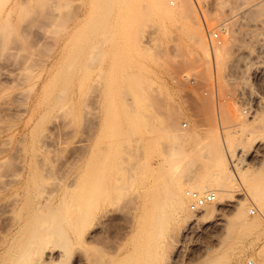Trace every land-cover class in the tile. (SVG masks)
Instances as JSON below:
<instances>
[{
  "label": "rangeland",
  "instance_id": "374dc122",
  "mask_svg": "<svg viewBox=\"0 0 264 264\" xmlns=\"http://www.w3.org/2000/svg\"><path fill=\"white\" fill-rule=\"evenodd\" d=\"M263 20L264 0H0V245L35 207L77 210L95 191L97 211L109 213L93 230L97 252L133 245L153 229L161 242L155 264H203L231 248L229 264H264L256 180L230 183L228 196L248 200L247 209L227 201L211 214L194 211L199 220L168 209L157 228L137 222L154 202L141 170L147 162L174 174L176 143L174 151L188 153L175 163L186 183L216 171L221 126L235 117L264 125ZM216 32L223 42L212 48ZM247 89L263 95L251 116L240 102ZM259 126L249 154L239 149L246 142L232 143L240 169L263 165ZM242 218L257 226L236 245L228 230L233 223L240 231Z\"/></svg>",
  "mask_w": 264,
  "mask_h": 264
},
{
  "label": "bare ground",
  "instance_id": "6f19581e",
  "mask_svg": "<svg viewBox=\"0 0 264 264\" xmlns=\"http://www.w3.org/2000/svg\"><path fill=\"white\" fill-rule=\"evenodd\" d=\"M192 3L194 4L193 1ZM260 10L261 9H259V11ZM263 21H260V22H263ZM224 29H225V26H224ZM225 31L227 32L228 28H226ZM230 31L231 30L227 32L228 34L227 36H232ZM199 32H200V36L203 41V44L205 45L203 47L204 48L203 51H205V54H207V56L210 59V51L207 45L206 30L202 26ZM215 42L216 41L212 38V36H210V45L212 48L215 47V44L217 43ZM221 48L217 49L214 53H212L213 57L215 59L217 58V60L221 56V52H222ZM223 48H225L224 45H223ZM244 94H245L244 92L241 93L240 102L242 106L244 107V113L251 116L253 113H255L256 109L259 106H261V104L263 103V95L261 94V92L256 91L255 96H257V100H256L257 104H256L255 110L252 109L251 107L247 111H245L247 108L246 105H249V102L247 103L245 102L246 97L244 96ZM249 94L253 95L252 90L249 92ZM256 125L258 128L259 126L258 124L254 125L253 122L250 123L246 119L235 117L234 122H232V124L228 126L226 129L224 128V126L223 127L221 126L220 129L218 130L219 136H220L219 141L221 139V142H222L220 143L222 144L221 149L220 148L212 149V150L216 149L215 150L216 155L214 154L215 156L214 157L212 156V160H214L215 163L214 162L212 163L215 164V167L217 169L215 172H213V174L210 171H207L209 172V174H207V172L204 170L202 172L204 174L201 175V178L199 174L198 175L192 174V176H199L198 177L199 179L197 177L196 178L193 177L194 182L191 179L192 176L189 175V173L192 172L191 170L190 172H188V175L191 176L190 181L188 180L189 182H186V183L183 180H182L183 182H181L179 180L180 178L175 173L177 170L175 163H177L179 167L178 162H180V165H181L182 161L185 158L187 159L186 154H188V153H185L184 155V152L186 151L185 149L180 148V146L178 147L177 150L174 151L173 148L176 143L172 145L173 148L171 150L173 151H170L172 153V159H171V155L170 157H168L171 159V161L173 160L172 165L170 163L169 164L171 165V167L172 166L174 167V172L172 171L174 174H172L170 170H166L164 172V169H162L163 171L162 170L158 171L159 168L154 163L147 162L146 165L142 166L141 170L145 178H147L146 183L148 184V187H149L148 190L151 191L150 193L153 194V196L151 197H153L152 199L154 200V202L153 204L151 203L150 211L148 212L145 211L144 213L142 212L141 215L139 214L138 216L139 218L137 222L140 225L147 223V222H151V224L154 223V225L157 228L158 223L161 225L162 220L167 218L168 214L166 212L168 211L166 210L168 209H173V211L174 212L177 211L178 214H184V215L186 214L190 216L193 215L194 216L193 218L195 220H199V216L197 215V213H195L194 211L190 209L188 198L186 196L187 189L196 190V191H199L200 193H204L209 190H215L217 192L216 201L202 208V210H204L203 212L204 214H207V213L211 214V212L219 211L217 204L227 202V201L230 202V203L228 202L230 206L235 207V206L240 205L241 208L247 209L248 208L247 206L249 204L248 200L241 201V200L233 199L228 196V194L232 190L231 186H233V185H230V183H233V180H237V179L240 181L247 180V182L249 180L251 181L256 180V182L254 183H256L257 189L255 190L257 192V195L255 196L256 198L253 197V199L254 198L256 199V200L254 199L255 201L253 202L254 203L256 202L255 203L256 205L258 203L259 210H262L264 212V160L262 163L263 165H261L262 167L260 166V169H257L255 167H254L255 169L254 168L252 169L253 166L252 165H251L252 167L248 166L249 164L247 165V167L244 166L246 167L245 169H240L241 167H239V165L241 164L243 165V161L238 160V157L240 158V156H237L238 154L237 153L238 148H236L237 146L235 148L232 146V143H235V141L244 142V143L246 142V144L242 143L244 146L240 145L241 147L239 149L242 150V154H244V152H246L248 148L252 149L251 147L255 145L256 139L258 137L257 134H259V133H256L255 131V130H258L254 127ZM261 127L264 128V125ZM157 138L155 137V139ZM177 143H179V141ZM175 148H177V145ZM204 149H205V146H204ZM204 151L206 152V150ZM204 151L202 152L198 151L199 152L198 155L201 154L203 158L205 157L204 159L202 157L201 158L203 159V161L206 162L207 155L205 153L203 155ZM170 152H167V153H170ZM243 158H246V157H243ZM236 161H238L239 163L241 161L242 163L238 165L236 164ZM191 162L189 161V163ZM247 163L249 162L247 161ZM178 171L181 172L182 169H179ZM159 172H161V174H159ZM178 175L182 176L181 174H178ZM195 179L197 181H195ZM173 180H175V182H173ZM164 183L168 185V186L166 185V188H164L165 186H163ZM258 191L262 193L259 194ZM94 192L95 191H87L85 195L83 194L84 196H82L81 198L82 201L79 204L80 207L77 206L78 207L77 210L61 211L59 210L60 209L59 207L58 209L57 207L55 208V206L52 207L49 205L50 209H47V210H44L39 207H35L31 211H29L24 216L22 222L17 226L15 231L12 232L14 234L13 235L10 234V236L12 235V237L9 238L8 240L6 239L7 241L5 240L6 242H3L0 245V264H63V262H65L67 259H70V261L72 260L71 264H155L153 261L151 262L150 259L152 256H154L152 257L153 259L157 257L161 242L158 243L160 236L157 237L158 235H156V232L155 233L153 232L154 231L153 229H151L152 231H150V233L146 236L142 235L143 232L141 233V236L138 235V238H136V241H134L133 245H128V244L124 245L120 243L122 245L115 248L114 250L116 251L113 253L103 252V251L98 250V248L97 250L99 252L96 251V248L94 247L95 244L94 245L92 244L95 241V239H93L95 238L94 235H96V233L93 232V230L98 225H100L102 221L108 218L109 213H106V212L100 213L97 211L96 206H98L99 196L96 194V192L95 193ZM255 220L253 221L255 222ZM243 221L245 220L243 219ZM254 222L252 223L248 222L247 224H245L246 223L245 221L244 222L245 225L243 226V228L242 229L239 228L240 231H237L238 229L236 230L234 228L233 223L231 224L232 225L231 229H229V227L231 226L229 224V227H228L229 234L228 235H230L232 239L235 238L234 244L236 245L239 244L238 243L239 239L243 240L244 235H247V234L250 235L252 228L257 226V224H255ZM155 231L157 230L155 229ZM93 233L95 234L92 235ZM252 233H254V231ZM231 242L233 243V241ZM90 244L93 246L92 249L95 248V250H90L92 247ZM226 251H224L225 254L223 252H222L223 254L219 253L220 254L219 256H217L218 254H215L217 257L213 256L214 255L213 253L209 254L211 255L210 257L207 254L208 256L206 255L204 257L206 259V263L204 262L203 264H225V263L229 264V262L233 261L235 257L234 255L236 254L233 248H231L229 251L228 250ZM101 252L103 254L106 253L105 254L106 257H103V254ZM108 254L110 255L107 256ZM256 264L258 263L256 262Z\"/></svg>",
  "mask_w": 264,
  "mask_h": 264
},
{
  "label": "built area",
  "instance_id": "2783aa9c",
  "mask_svg": "<svg viewBox=\"0 0 264 264\" xmlns=\"http://www.w3.org/2000/svg\"><path fill=\"white\" fill-rule=\"evenodd\" d=\"M212 38L217 42V43H221L222 39L219 36V33H214V36H212ZM251 91V89H247V92H245L244 96L245 98V102H249V105H246V110L247 111L249 108L252 107V109L255 110L256 108V104H257V96L255 95H250L249 92ZM186 196L187 198L190 200V209L193 211H200L204 206H206L207 204L210 203H214L216 201L217 198V192L215 190H209L206 191L204 193H200L199 191L196 190H191L188 189L186 191ZM256 210H252V214H255ZM247 264H256V262L254 260H249L247 262Z\"/></svg>",
  "mask_w": 264,
  "mask_h": 264
}]
</instances>
